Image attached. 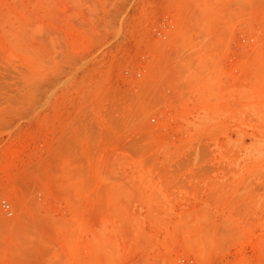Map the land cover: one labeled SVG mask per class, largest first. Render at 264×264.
Here are the masks:
<instances>
[{"label":"rangeland","instance_id":"374dc122","mask_svg":"<svg viewBox=\"0 0 264 264\" xmlns=\"http://www.w3.org/2000/svg\"><path fill=\"white\" fill-rule=\"evenodd\" d=\"M0 264H264V0H0Z\"/></svg>","mask_w":264,"mask_h":264}]
</instances>
